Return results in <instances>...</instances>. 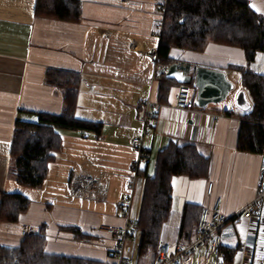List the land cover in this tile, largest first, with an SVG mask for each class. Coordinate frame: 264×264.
I'll use <instances>...</instances> for the list:
<instances>
[{
	"label": "crops",
	"instance_id": "0c3cea01",
	"mask_svg": "<svg viewBox=\"0 0 264 264\" xmlns=\"http://www.w3.org/2000/svg\"><path fill=\"white\" fill-rule=\"evenodd\" d=\"M35 1L0 0V197L19 194L29 200L16 223L0 224V246L17 247L23 239L21 230L31 228L34 234L43 231L49 254L114 262L109 255L113 241L98 228L121 229L126 224L119 204L127 195L136 160L133 138L141 139L148 155V163L138 167L135 177L130 216L136 222L146 179L153 176L156 157L169 142L192 144L209 160L206 177L171 179V211L161 228L160 244H168L172 252L186 245L179 240L186 206L212 209L220 200L219 213L230 217L253 200L260 153L237 149L240 118L252 101L242 86L241 72L230 67L264 76V52L247 64L241 49L217 44L200 53L170 50L169 57L191 77L198 67L223 71L250 104L246 112L235 107L234 99L205 108L177 109L175 87L164 103L157 101L160 75H155L153 60L162 22L158 0H77L80 14L75 23L35 17ZM246 1L264 17V0ZM49 69L80 76L75 116L101 124L102 130L99 137L61 131V145L51 153L53 161L43 186L30 189L18 186L9 175V151L16 121L35 122L37 113L59 115L63 110L62 92L45 82ZM195 96L193 90L191 98ZM146 101L157 104L158 112L146 124L149 136L141 138ZM74 173L100 177L107 185L106 198L72 199ZM209 183L212 192L207 195ZM70 227L92 239L76 240L65 230ZM246 228L245 222L234 223L223 231L221 250L233 252L231 264L245 261L236 251L238 242L254 243ZM136 238L127 243L126 255L133 264H153V255L137 258ZM211 261L215 264L218 259Z\"/></svg>",
	"mask_w": 264,
	"mask_h": 264
},
{
	"label": "trees",
	"instance_id": "16d2710c",
	"mask_svg": "<svg viewBox=\"0 0 264 264\" xmlns=\"http://www.w3.org/2000/svg\"><path fill=\"white\" fill-rule=\"evenodd\" d=\"M77 0H36L34 16L75 23L79 20ZM217 44L241 49L245 61L251 64L258 53L264 52V17L254 13L246 0H167L159 33L156 62L169 67L177 63L169 57L172 49L203 52ZM241 83L252 101L251 109L240 118L237 138L239 151L261 153L264 146V76L249 69L242 70ZM45 82L62 92L63 110L59 115L37 113L35 122L16 121L10 151L9 175L18 186L40 189L47 176L52 152L59 150L61 131H77L99 137L102 125L79 120L75 116L81 78L72 72L49 69ZM157 101L164 103L171 88L180 85L158 77ZM192 86V85H187ZM209 160L192 144L169 142L157 155L153 176L146 179L140 214L137 221V258L153 255L160 245V233L171 211V179L206 177ZM29 200L19 194L0 197V224L16 223L26 213ZM198 208L183 210L179 240L190 244L195 237ZM76 240L92 238L78 228H66ZM43 231L23 238L17 247L0 246V264H115L100 263L75 257L49 254L45 251ZM232 251L221 250V262L231 264ZM218 259V258H217Z\"/></svg>",
	"mask_w": 264,
	"mask_h": 264
},
{
	"label": "built area",
	"instance_id": "2783aa9c",
	"mask_svg": "<svg viewBox=\"0 0 264 264\" xmlns=\"http://www.w3.org/2000/svg\"><path fill=\"white\" fill-rule=\"evenodd\" d=\"M167 0H158L157 5L164 15ZM161 25L159 26L161 28ZM155 75H165L168 67L159 65L156 58L153 60ZM194 88L187 85H180L174 93V106L177 109L190 110L195 105V99L191 98ZM144 113L142 117L141 138L149 136L146 124L148 120L158 112V105L149 101L144 103ZM131 147L136 153V160L131 166V179L127 188V195L122 199L119 206L123 211L126 224L123 228L100 227L98 231L110 237L113 241L110 249V258L115 264H133V259L126 255L127 243L137 237V222L131 219L130 205L135 187V177L138 167L148 163V155L141 147V139L133 138ZM212 192V184L207 185V195ZM107 185L100 177L88 176L85 174H74L72 179L71 198L93 201L105 199ZM220 200H216L212 209L199 206L195 237L190 244L176 246L174 252L168 244H160L154 258L153 264H192L193 258L199 254L200 260L208 263L212 259L220 256L223 245L222 234L224 229L234 223H247L246 231L254 237V243L247 245L246 242L237 243L236 251L244 256L243 264H264V146L260 153V165L256 182L254 198L241 210L230 217L219 213ZM22 238L34 234L31 228H23L20 232Z\"/></svg>",
	"mask_w": 264,
	"mask_h": 264
},
{
	"label": "water",
	"instance_id": "95a60500",
	"mask_svg": "<svg viewBox=\"0 0 264 264\" xmlns=\"http://www.w3.org/2000/svg\"><path fill=\"white\" fill-rule=\"evenodd\" d=\"M180 68V63L171 64L165 73V78L172 80L178 85H192L196 91L195 105L205 108L207 105H216L224 102L234 89L223 71L198 67L194 76L185 74ZM235 107L243 112L250 109L246 94L240 90L234 97ZM221 262V258H218Z\"/></svg>",
	"mask_w": 264,
	"mask_h": 264
},
{
	"label": "rangeland",
	"instance_id": "374dc122",
	"mask_svg": "<svg viewBox=\"0 0 264 264\" xmlns=\"http://www.w3.org/2000/svg\"><path fill=\"white\" fill-rule=\"evenodd\" d=\"M162 20H163V18H162ZM162 23V22H161ZM239 91V89H238V86H236V85H234V89L231 91V93L229 94V96L227 97V99L228 100H230V99H234V97H235V95H236V93ZM57 152V151H56ZM75 174V173H74ZM73 199V198H72ZM195 264H213V262L212 261H209L208 263H204V262H202L200 259H199V254H196L195 256ZM199 260H200V263H199Z\"/></svg>",
	"mask_w": 264,
	"mask_h": 264
}]
</instances>
